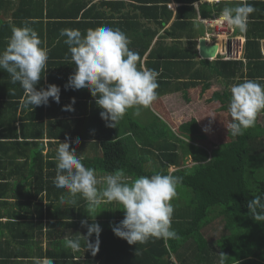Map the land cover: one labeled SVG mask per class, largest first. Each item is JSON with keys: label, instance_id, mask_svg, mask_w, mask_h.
I'll use <instances>...</instances> for the list:
<instances>
[{"label": "crops", "instance_id": "0c3cea01", "mask_svg": "<svg viewBox=\"0 0 264 264\" xmlns=\"http://www.w3.org/2000/svg\"><path fill=\"white\" fill-rule=\"evenodd\" d=\"M138 1L140 0H0V43L4 42L0 52L6 48L12 28L23 26L27 21L28 26L38 33L44 46L52 54L53 57L48 60L57 59L56 64H47L42 83H38L40 88H46L48 84L59 86L57 75L64 71L69 77L75 68L68 46L63 42L65 37L60 36L62 29H79L83 33L89 28L101 26L118 28L130 38L131 50H142L138 67H146L149 51L153 49L155 53L149 60L157 61L159 70L168 76L174 71L180 73L185 69V73H190L195 68L199 70L207 67L199 65L202 60L198 53L200 38H204L208 45L215 44L217 54H222L224 58L230 51L244 57L246 44L250 40L259 42L260 52L264 49V0H248L257 11L250 15L245 33L228 26L226 29L216 27L221 25L219 17L223 9L238 6L242 0ZM161 6H165V9H161ZM154 13L158 16L157 20L152 17ZM215 19L218 20L214 21ZM60 40L62 44L58 46L59 53L56 54L54 47ZM146 41L149 44L147 49ZM187 61L191 67L185 66ZM49 66L51 70L57 71L50 75L48 81ZM152 66L157 67L155 64ZM10 83L9 74L0 70V264H34V258L43 256L53 258L54 264H72L65 262L67 257L77 261V264H98V259H86L88 257L83 251L84 246L77 252L65 246V234L73 239L78 236L77 233L85 235L87 229L81 224L73 229L63 228L68 218H65L61 208L59 214L54 216V207L65 204L60 203V196L66 194V190L60 189L55 195L53 179L56 175V150L59 142H63L66 137L70 138V147H75L85 167L87 158L94 160L101 157V140L95 136L91 119L95 114L99 118L97 113L101 109L95 105L88 90H74L77 92L76 96H71L68 91L73 89L65 90L59 86V103L50 98L48 105H42V111H39L40 106H23L22 87ZM216 83V88H209L210 91L217 89L220 92L223 83ZM161 87L162 85L159 88L157 106L151 105L148 109L159 113L176 130L178 127L169 121L166 104L176 100L177 104L172 107V111L176 115L177 107L185 109L179 112L183 119L195 113L191 110L195 105L182 100L179 91L172 92L167 86ZM72 98L75 99L72 105L74 111L62 110L71 103ZM185 102L186 106L183 105ZM129 111L132 118L146 121V109H141L138 116L133 114V110ZM188 111L193 112L190 114ZM125 119L126 115L123 124L118 126L126 157L129 160L142 158V166L146 167V131L143 127L133 129L129 123H124ZM77 138L80 140L79 145L74 143ZM212 138H216L215 133L211 135ZM213 148L216 147L212 146ZM187 159V162L193 163L190 158ZM95 172L98 178L108 175ZM124 174L126 182L134 180L133 175L126 172ZM98 187L102 189L103 185ZM102 203L106 207L104 212L110 216L101 214L102 218L92 219L88 224L100 225L101 221L111 219L112 216L115 221L124 218L123 210L119 212V203ZM76 208L88 210L87 215L95 211L86 200L79 202Z\"/></svg>", "mask_w": 264, "mask_h": 264}, {"label": "trees", "instance_id": "16d2710c", "mask_svg": "<svg viewBox=\"0 0 264 264\" xmlns=\"http://www.w3.org/2000/svg\"><path fill=\"white\" fill-rule=\"evenodd\" d=\"M144 1L149 2L147 0L138 2ZM160 8L165 9V6ZM152 17L157 20L158 16L154 13ZM3 43H0V47H4ZM61 44L60 40L54 47L56 54L59 53L58 46ZM148 45L146 41V49ZM249 49L252 51L249 52ZM134 51L139 53L140 57L142 56V50L135 49ZM153 53H155L153 49L149 51V58L153 57ZM217 55L212 60L202 58L199 65L207 67L199 70L195 68L190 73H185V69L180 73L174 71L170 76L159 70L157 61L155 63L149 58L146 61L147 68L155 69L160 73L157 78L158 97L160 85H162L161 88L167 86L172 92L179 91L182 100L195 105V108L191 109L195 111L191 114L192 121L203 129H209L207 133L200 129V134L211 137L215 133L220 146L213 148L210 152L208 150L213 146L210 139L204 144L205 146L192 145L193 142L186 137L192 135L188 133L190 130L185 127L184 123L173 130L159 113L156 114L148 108L146 109V121H138L136 117L132 118L128 111L124 123H129L133 129L143 127V130L147 132L145 171L142 158L129 160L126 157L123 139L119 138L118 126L123 124V119L116 128H111L107 127L106 122L98 118L96 114L92 116L95 136L101 140L102 155L94 160L87 158V167L108 174L122 169L126 174L133 175L134 180L140 176H151L156 173H171L183 177V180L177 188V197L172 201L174 206L172 228L177 232V239H150L146 244L129 245L127 241L114 235L112 227L120 221H115L112 216L111 219H105L100 223L102 231L99 235L97 254L93 256L89 249H85L87 260L96 261L98 259V264H219L218 254L223 253L227 256L225 264H264V222L255 221L247 208V202L250 199L255 195L264 194V125L259 122V116L264 111L258 114L254 127L247 129L243 135L233 138L226 130L231 120L228 112L229 104L227 108L225 107L226 99L229 103L231 100L230 85L246 79L257 80L264 84V56L260 52L259 42L255 40L247 42L242 58H232L231 55L224 58L222 54ZM52 57L49 53V59ZM55 61H49L47 64H56ZM150 63L157 67L153 68ZM184 64L191 67L189 61ZM56 71L57 69L51 70L49 66L48 81L50 75L55 74ZM56 78L60 80L58 85L68 90L65 87L69 78L66 72L59 73ZM184 78L187 80H183ZM217 81L223 83L220 92L217 89L210 91L209 88H216ZM15 84L21 86L18 82ZM37 88H40L39 84ZM68 93L76 96L77 92L73 90ZM156 101L153 102V106H157ZM223 103L225 104L222 105ZM224 107L225 110L227 109L224 117V120L228 121L227 124L218 122L223 118L222 108ZM42 108L43 106H40L38 110L42 111ZM216 108H219V111ZM204 110L206 113L209 111L207 115ZM97 115L100 116L99 113ZM217 116L222 117L217 119ZM37 124L40 125L39 122ZM191 124L196 125L193 122ZM41 132L42 129L39 130V133ZM149 136L167 138L169 142L165 144L167 146H160L147 140ZM226 137L229 139L224 141ZM173 141L180 143L181 150L173 146L175 145ZM154 146L158 149H154ZM192 153L198 159H195ZM176 154H180L181 158ZM149 155H156L157 162ZM187 158H190L193 163L189 164L190 168L183 169L181 167L186 164ZM172 166H176L177 169L169 171ZM59 192L60 189L56 187L54 194ZM83 200L77 195L74 203L54 207L55 217L61 208L65 213V218H68L63 228L73 229L81 224V220L89 222L92 219L99 220L102 216H110L109 213L104 212L106 208L104 203L92 205V208H95L93 211L95 215L93 212L87 215L88 210L82 211L76 208V205ZM216 226L222 229L219 230L218 238L215 240L207 238L206 236ZM77 234L78 236L76 235L73 239L79 238L81 245L86 247L84 239L79 236V233ZM64 237L65 241L71 239L70 235L65 234ZM95 239V234L88 238L90 243H93ZM65 262L78 263L71 257L65 258Z\"/></svg>", "mask_w": 264, "mask_h": 264}, {"label": "clouds", "instance_id": "9594fccd", "mask_svg": "<svg viewBox=\"0 0 264 264\" xmlns=\"http://www.w3.org/2000/svg\"><path fill=\"white\" fill-rule=\"evenodd\" d=\"M248 0L235 7H225L220 14V22L232 29L245 33L250 15L256 12ZM60 36L65 37L70 58L75 65L69 76L66 89L88 90L94 98L95 105L101 109L100 118L107 127L116 128L129 110L140 115L141 109L149 108L158 98L157 78L159 71L139 66V53L130 49V38L118 28L101 26L89 28L85 32L79 29H62ZM227 54L226 56H229ZM67 58V57H66ZM49 49L38 33L28 26L12 28L6 48L0 52V70L6 71L13 84L19 83L23 89V106H46L49 99L60 101V87L48 84L46 88H37L44 77ZM231 100L228 107L231 120L227 124V133L233 138L241 136L254 127L259 113L264 111V84L257 80L246 79L229 86ZM71 103L62 110L74 111ZM214 118V117H213ZM203 131L208 132V128ZM74 143L79 145L77 138ZM56 175L53 184L65 189L60 196V203H74L77 195L90 205L102 202H117L122 205L124 218L112 227L114 235L129 245L146 244L150 239H177L172 228L174 206L172 201L177 197V188L183 177L171 173H156L151 176H140L131 183L126 182L122 169L98 178L95 169L85 167L82 157L75 147H70V138L59 142L55 157ZM103 185L99 188L98 185ZM247 208L253 219L264 222V194L255 195L247 202ZM86 234L81 236L86 247L95 256L99 251V235L102 231L97 223L88 224ZM95 234V241L88 238ZM65 246L73 252L81 251L80 239H67ZM219 264H225L227 256L218 254ZM34 264H54L51 257L34 258Z\"/></svg>", "mask_w": 264, "mask_h": 264}, {"label": "rangeland", "instance_id": "374dc122", "mask_svg": "<svg viewBox=\"0 0 264 264\" xmlns=\"http://www.w3.org/2000/svg\"><path fill=\"white\" fill-rule=\"evenodd\" d=\"M220 21V20H219ZM219 24H221V25H219V26H217L216 25V27H217V29H222V28H225L226 29V24H222L221 22L219 23ZM261 53L263 54V56H264V49L261 51ZM227 54H230V55H232V56H234V57H236V58H242V56L241 55H239V54H235L234 52H229V53H226V55ZM221 55V54H220ZM218 56V55H217ZM209 59H212V57H208ZM214 59V58H213ZM223 98V97H222ZM226 108L228 107V104H229V102H228V99H226ZM225 103H223L222 105H224ZM177 104V101L176 100H174V102H169V104H166L167 105V109H168V113H169V121L175 126V127H179V125H180V127H181V122H185L184 123V125H185V127H187L190 131L188 132V131H186V132H188V133H190L192 136H186V137H189V138H187L189 141H192L193 143H192V145H204L206 142H208L209 141V139H210V143L211 144H213V147H218V146H220L219 145V143H218V141H217V139L216 138H212L211 139V137L210 136H207L206 134H200V129L201 130H203V128H201L200 126H198L194 121H192V119H191V117L192 116H189V117H186L185 119H183V118H181L180 117V115H179V112L181 111V110H185V109H182V108H180V107H177L176 109H175V114L176 115H174V113H173V111H172V107L174 106V105H176ZM183 105L184 106H186L187 105V103L185 102V103H183ZM225 107L224 108H222V112H223V118L220 120V121H218L219 123H221L222 121H224L225 123H227L228 121H225L224 120V117H225V114H226V110H225ZM216 110H218L219 111V108H216ZM205 111V110H204ZM190 114L193 112V111H188ZM208 112L209 111H207V113H206V111H205V113H206V115L208 114ZM220 118L222 117V116H219ZM260 118H259V122H260V124H262V125H264V113H261L260 114V116H259ZM191 122H193L194 124H196V125H192L191 124ZM147 133V132H146ZM207 133V132H206ZM146 136H147V134H146ZM149 139H147V140H149V141H151L152 143H154V144H157V145H160V146H167V145H165V144H167V142H169L168 140H167V138L166 139H164L163 137H154V138H152V137H148ZM229 139V137H227V138H225L224 139V141L225 140H228ZM174 142V144L175 145H173L174 147H176L177 148V150H181V147H180V143H177L176 141H173ZM200 143V144H199ZM184 145V144H183ZM205 146V145H204ZM183 147V146H182ZM184 148H185V146H184ZM154 149H158L157 147H155L154 146ZM212 148H210V150H211ZM160 150V149H159ZM158 150V151H159ZM188 152H190V150H188ZM194 153H196V154H198V152L197 151H194ZM194 153H192V156L195 158V159H198V158H196L197 156H195L194 155ZM179 158H181V155L180 154H176ZM149 157L151 158V159H153V160H155V162H157V157H156V155H149ZM186 164L184 165V166H182L181 168H186V167H188V168H190L189 167V164H192V163H189V162H185ZM147 167V166H146ZM146 167H144V169H145V171H146ZM174 169H177V167L176 166H172V167H170L169 168V171H173ZM118 208H119V212L121 213L122 212V205H119L118 206ZM219 230L221 231L222 229L219 227V229H218V227L216 226L211 232H210V234L209 235H207L206 237L207 238H212L213 240H215L216 238H218V236H219Z\"/></svg>", "mask_w": 264, "mask_h": 264}, {"label": "water", "instance_id": "95a60500", "mask_svg": "<svg viewBox=\"0 0 264 264\" xmlns=\"http://www.w3.org/2000/svg\"><path fill=\"white\" fill-rule=\"evenodd\" d=\"M198 53L201 58H215L218 53V49L215 44L208 45L206 44L204 38H200L198 41Z\"/></svg>", "mask_w": 264, "mask_h": 264}, {"label": "built area", "instance_id": "2783aa9c", "mask_svg": "<svg viewBox=\"0 0 264 264\" xmlns=\"http://www.w3.org/2000/svg\"><path fill=\"white\" fill-rule=\"evenodd\" d=\"M218 19H215L214 21H217Z\"/></svg>", "mask_w": 264, "mask_h": 264}]
</instances>
